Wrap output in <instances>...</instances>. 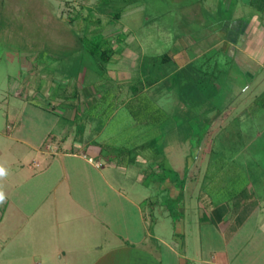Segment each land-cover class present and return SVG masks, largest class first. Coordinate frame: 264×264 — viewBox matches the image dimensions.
Listing matches in <instances>:
<instances>
[{
    "label": "crops",
    "instance_id": "1",
    "mask_svg": "<svg viewBox=\"0 0 264 264\" xmlns=\"http://www.w3.org/2000/svg\"><path fill=\"white\" fill-rule=\"evenodd\" d=\"M259 8L253 0H197L192 4V11L185 14L196 28L187 31L190 36L178 38L184 41L179 48L165 52L173 56L167 64L172 65L171 71L165 76L159 75V81L145 88L140 98L127 94L120 106L116 103L115 109L119 111L136 100L148 99L156 106L157 113L164 115L161 106L170 103L177 93L174 104H179V110L190 105L196 115L206 117L208 132L202 140H197L199 150L205 153L204 163L199 164L205 168L211 167L207 155L215 152L214 143L219 136L224 131H233L216 149L229 152L231 157L225 161L226 153L220 154L225 161L220 174H225L226 168L233 169L227 178L228 186H232L229 190L223 188L232 193L227 200L214 203L208 199L209 195H205L207 202L201 203L203 180L198 179V172L191 171L182 182L179 178L162 181V191L169 195L168 201L177 200L175 205L178 215L183 218L184 230L199 222L210 226L208 229L217 235L216 244L207 235L202 251L196 249L189 258L185 255L188 263L264 264V12ZM145 17L144 24L150 21V17ZM119 23L121 19L117 25ZM126 32L133 34L135 28L125 26L119 34ZM223 57L226 63L220 62ZM31 69L30 78L15 92V108L19 113L17 125L8 127L7 131L0 130V185L2 182L11 188L7 192L3 190L4 193L0 188V199L5 201L3 206L0 203V227L10 218H14L12 222L17 228L25 227L24 221L28 217L30 240L36 247L33 255L28 256L33 264H166L160 253L151 252L144 246L150 237L156 243L152 245L154 249L162 251L164 246L172 254L170 264L184 263L179 247L186 245L185 231V234L174 231L173 239L164 234L166 226L158 227L153 236L144 233L143 226L149 220L147 205L150 204L142 202V197L136 200L125 189L114 188L103 175L101 160H95L102 155V144L93 139L86 141V138L96 137L97 133L100 136L101 131H80L83 136L79 139V131L61 128L57 131L52 128L25 130V119L46 120L47 114H54L59 127L62 115L76 121L83 109L64 107L67 104L64 95H55L37 84L38 76H45L47 71L39 74L43 68L37 64H32ZM111 73L110 69L109 86L119 98L118 86L132 79H116ZM168 78L173 80V87L166 86ZM55 83L51 79L49 85L53 88ZM196 95L201 97L198 98L201 102L192 99ZM101 99L97 93L92 104ZM150 122L148 119L143 125L150 128ZM71 141L73 145L69 146ZM112 162L109 160L108 163ZM199 164L196 159L195 168ZM82 166L88 173H99L101 181L98 183L106 184L112 191L110 194L121 200L120 209L116 203L109 202L105 194L96 191L99 185L95 184L94 176L81 178L86 192L73 190L75 183L71 171L79 172ZM140 180L144 182V179ZM25 183L30 185L29 192L22 190ZM25 202L29 205L28 211ZM154 206L164 219L169 220L168 207L159 203ZM247 226L251 229L245 233ZM49 235L56 240L51 249L46 245L50 244ZM191 235H194L193 231ZM254 240L253 250L247 251ZM245 251L248 258L243 255Z\"/></svg>",
    "mask_w": 264,
    "mask_h": 264
},
{
    "label": "rangeland",
    "instance_id": "2",
    "mask_svg": "<svg viewBox=\"0 0 264 264\" xmlns=\"http://www.w3.org/2000/svg\"><path fill=\"white\" fill-rule=\"evenodd\" d=\"M104 1L106 0H0V130L7 131L8 127L17 125L19 113L16 109L15 92L17 87L23 86L30 78V71L33 72L32 64H39L43 67L42 72L47 71L45 76H38L37 84L52 93L61 91L60 87L65 88L70 85L73 94L76 86L80 89L93 84L95 92L102 99L93 104L90 102L83 105L84 107L81 105L83 109L76 121L69 117L63 118L62 115L58 127L55 115L47 114L46 120L43 118L25 119L23 123L26 125L25 130L46 131L52 128L53 131H57L58 128H61L63 131H79V139H82L83 136L80 131H101L100 136H97V133L96 137L86 138V141L88 143L93 139L102 144V155L95 160L96 162L101 160L103 175L109 178L111 186L114 188L125 189V192L136 200L143 198L142 202L150 204L147 205L149 220L143 226L144 233L153 236L158 227L164 226H166L164 234L172 239L174 231L175 233H179V231L182 234L186 233V245L179 247L181 248V260L184 262L182 264H194L188 263L189 261L184 256L187 255L188 258L193 256L196 249L202 251L204 246L202 244L206 241L207 235H210L209 239L214 240L216 244L217 235L212 229H208L210 226L200 224L199 220L198 223L189 225V228L186 226L184 230V221L182 216H178L177 206L172 208L173 202L168 201L169 195L162 191L164 189L162 181L164 177L169 180L178 177L181 181H185L191 171L194 174L198 172V179L203 180L201 203L207 202L205 195H209L208 199L214 203L221 202L222 199L227 200L232 195L230 191H225L226 188L229 190L232 186H228L227 178L231 176L230 173L233 169L226 168L225 174H220V172L222 165L225 164V161L231 160V157L229 152L216 149L218 144L230 137L233 131H224L219 136V140L214 143L215 152L207 155L211 161V167H201L199 163H204L205 153L199 150L197 140H202L205 133L208 132L206 131V117L196 115L195 111L190 109V105H185L187 108L182 111L179 110V104H174V101H177L178 96L175 97L177 93L171 97L170 103H165V107L161 106L165 110L164 115L158 114L156 106L148 99L136 100L130 105H126V108L119 107V111H116L115 108L118 106L116 103L120 106L121 100L125 99L129 90L125 89L123 95L118 92L119 98H117L114 91L107 89L109 84L106 77L100 74L96 60L83 49L77 35L84 28L85 24L82 18L88 16L90 9L97 17L108 20L122 8L121 23L105 27L103 34L114 39L113 45L117 49L119 45L116 36L119 31L125 26L135 28L133 34L126 32L123 35L126 39L129 38L126 40V48L122 55L115 56L117 63L110 66L113 77L130 80L139 77L141 74L139 69L142 68L147 56L164 54L169 50L179 48L184 41L178 40V38L190 36L187 31L190 32L195 25L190 24L189 18H186L185 14L192 11V4L197 0H179L177 2L174 0H134L135 3L132 4L131 0ZM76 16H79L80 19L71 24L70 20ZM145 16L150 17V21L144 24L142 22L143 18H146ZM219 60L221 63H226L224 57ZM150 67L153 68L154 75L168 74L172 69V65L154 66L150 64ZM51 79L57 82L53 88L49 85ZM165 81L166 86L173 87L172 79L168 78ZM106 91L108 94H105ZM187 91L190 92L188 89ZM224 91L227 94V90ZM120 96L122 97L120 98ZM198 98L201 97L196 95L192 99H195V102H201ZM148 119L151 121L150 128L143 125V122ZM53 125L57 127H53ZM72 142L68 145L72 146ZM76 145L79 144L76 143ZM221 153H226L225 161L220 158ZM196 159L199 164L197 168H195ZM109 160L113 162L109 164ZM87 170L82 166L80 173L71 171L75 183L72 188L76 193L87 191L84 181L81 179L85 176L96 177L95 184L101 181L98 179L100 175L97 171L88 173ZM217 177L222 180H218ZM139 179H144V182ZM97 185L99 188L96 187V191L105 194L107 200L116 203L115 206L120 209L121 200L110 194L112 191L107 185L104 183ZM237 186L234 185V187ZM0 188L3 193L11 189L10 185H5L2 182ZM29 188V183H25L22 190L29 192ZM0 203L3 206L5 201L0 199ZM156 203L169 208L171 215L169 220L168 218L164 219L158 213L160 211L154 208ZM166 207L163 208V213L166 211ZM25 208L27 211L29 210L28 203ZM27 218L24 221L26 226L22 228L19 226L22 231L19 230V227L17 228V220L15 221L16 225L13 224L14 218L5 220L3 226L0 227V264H33L28 256L33 255L36 247L32 246L33 242L30 240L31 233ZM154 220L160 222L155 223ZM178 223L181 224V227ZM174 224H176V228ZM245 229L244 232L247 233L251 228L247 226ZM192 231L194 235H191ZM140 233L142 232L140 231ZM48 240L50 244L46 245L48 249H51L56 240L52 235H49ZM154 242L150 237L144 246L151 252L158 255L160 253L165 263L170 264L172 254L160 243L159 245L163 249L157 251L152 247L156 244ZM254 245L255 240L247 251H252ZM243 255L246 258L249 257L246 251Z\"/></svg>",
    "mask_w": 264,
    "mask_h": 264
},
{
    "label": "trees",
    "instance_id": "3",
    "mask_svg": "<svg viewBox=\"0 0 264 264\" xmlns=\"http://www.w3.org/2000/svg\"><path fill=\"white\" fill-rule=\"evenodd\" d=\"M131 1V4L135 3L134 0ZM104 2L109 1L106 0ZM253 4L257 7H260L259 9L264 12V0H253ZM122 15L123 9L121 8L116 13H114V15L108 18V20H105L101 17H97L93 13V10L90 9L88 16L83 18L81 17L85 25L84 28L81 30V33L77 35L79 43L82 45L83 49L86 50L88 54L96 60L97 68L100 74L103 77H106L108 84H110L111 82V78L109 77L110 66L111 64L117 63L115 59L116 55L123 54L126 48V38L123 36L124 33H120L119 35H117L116 40L118 42L119 47L115 49L113 45L114 39L106 37L103 34V29L109 25H117V22L122 18ZM79 19V16H76L70 20V23L74 24ZM92 27H94V30L91 31ZM172 57V53H165L164 55L156 57H146L145 61L142 64V68L140 69L141 74L143 75L140 74L139 77H135L128 83L118 86V92L122 94L126 87H128V95L130 97L140 98L145 88L151 87L159 81V74H153V68L150 67V64H153L154 66H157L159 64L167 65L172 61ZM39 67L43 68L40 65ZM42 71L43 69L39 72V74H41ZM165 75H167V73L160 74V76ZM70 88V85L66 86L64 89L60 87L59 89L63 92H55V95L62 94L64 95L65 99L67 98L65 101L67 102V104L64 105V107H66L67 109L81 110V105L88 101L92 103L93 101L91 100H93V98H95V96L97 95V92H95L94 85L82 87L81 89L76 86L73 94L72 89ZM107 89L112 90L110 86ZM105 94H108L107 91ZM174 179L178 180V177H175ZM164 180H166V177H164ZM172 202V208H174V205L177 203V200Z\"/></svg>",
    "mask_w": 264,
    "mask_h": 264
}]
</instances>
